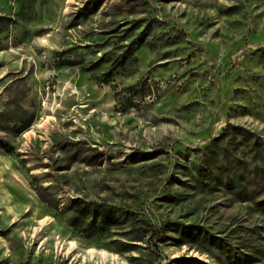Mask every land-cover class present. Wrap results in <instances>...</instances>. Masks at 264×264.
Listing matches in <instances>:
<instances>
[{
    "label": "rangeland",
    "instance_id": "374dc122",
    "mask_svg": "<svg viewBox=\"0 0 264 264\" xmlns=\"http://www.w3.org/2000/svg\"><path fill=\"white\" fill-rule=\"evenodd\" d=\"M0 13L18 20L0 45L13 147L0 264H264V0H0ZM22 109L35 121L19 133ZM235 172L249 176L239 193L223 182ZM75 198L114 223L74 229Z\"/></svg>",
    "mask_w": 264,
    "mask_h": 264
},
{
    "label": "trees",
    "instance_id": "16d2710c",
    "mask_svg": "<svg viewBox=\"0 0 264 264\" xmlns=\"http://www.w3.org/2000/svg\"><path fill=\"white\" fill-rule=\"evenodd\" d=\"M18 20L13 17V15L8 13H0V45H1V35L7 31L9 28H11L14 24H16ZM141 45V43H137L136 41H131L126 47L127 49L120 53L115 61V68L118 66H123L126 61L128 60L129 56L132 55ZM89 68V67H87ZM112 71L108 72L106 74V79L103 82H110L112 80ZM7 111H2L0 113V118L2 116L6 115ZM19 123L21 124L20 128L18 129V132H23L28 130L35 121V113L30 112L26 109H22L20 111V114L18 115ZM13 147L2 137H0V151H5L8 153H12ZM249 176L244 173H236L231 176L229 175L226 179H223V182L225 186L233 191V192H242L247 187V184L249 182ZM246 187L244 188V186ZM38 194L40 195L41 199L44 201H47V198L43 194L41 190H38ZM264 203V200L262 201ZM70 210L74 211V215L70 218V224L73 226L74 229H83V231H91V233H102L111 224L114 223L113 214H109V212L105 211V207L102 204H93L90 201H85L81 198H75L71 201ZM176 231H181L182 233L188 235V236H201L204 235V238L210 239L211 243L216 242L214 241L213 235H210L208 231H206L203 227L195 224H187L183 225L180 223H177L174 225ZM159 232L154 230V234H158ZM219 240V239H218ZM218 246L223 247L220 242L218 243ZM180 264H208L203 260L200 259H193V258H187L183 257L180 258Z\"/></svg>",
    "mask_w": 264,
    "mask_h": 264
}]
</instances>
